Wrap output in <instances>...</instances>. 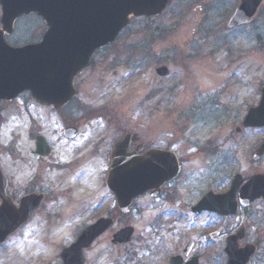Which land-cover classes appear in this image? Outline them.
Here are the masks:
<instances>
[{"label": "rangeland", "instance_id": "374dc122", "mask_svg": "<svg viewBox=\"0 0 264 264\" xmlns=\"http://www.w3.org/2000/svg\"><path fill=\"white\" fill-rule=\"evenodd\" d=\"M238 5L239 0H172L155 17L133 18L115 42L94 56L95 67L79 77V100L90 107L92 117L99 116L96 135L105 134L106 123L116 127L123 122L146 139H175L184 153L182 176L176 183L180 192L176 197L182 205L176 208L162 198H137L129 214L114 220L84 252V264H168L167 257L180 254L189 240L196 243L201 264H225L223 248L235 227L233 221L196 215L189 207L207 189L223 190L230 176L245 172L254 148L264 141V127H241L264 85V2L250 23L227 28ZM155 27L162 28V38L156 41L149 33ZM36 33L35 19L24 18L17 20L6 40L19 45L33 41ZM161 65L170 70L165 77L155 74ZM25 99L22 96L0 105V160L4 165L31 146L30 137L36 132L32 123L43 133H51L58 120L30 101L23 104ZM60 147L56 159H70ZM202 147L211 150L201 151ZM9 168L15 179L21 177L20 167ZM89 169L77 200H71L67 208V201H60L57 226L48 232L45 225L30 224L0 246V264H59L61 249L83 227L105 215L111 198L102 188L98 161L76 168ZM74 170L60 172L59 180L71 183ZM262 221L253 224L252 229H257L248 237L258 242V251L248 264H264V217ZM126 225L134 228L131 240L113 245L111 234Z\"/></svg>", "mask_w": 264, "mask_h": 264}, {"label": "water", "instance_id": "95a60500", "mask_svg": "<svg viewBox=\"0 0 264 264\" xmlns=\"http://www.w3.org/2000/svg\"><path fill=\"white\" fill-rule=\"evenodd\" d=\"M168 1L0 0V101L12 100L28 90L39 104L52 105L55 108L62 106L75 95L72 80L88 66L97 48L113 42L128 26L131 17L157 15L164 10ZM263 1L240 0L227 22V27L250 22ZM30 12L41 14L47 21L48 28L42 41L18 47L7 44L4 34L12 32L14 21L18 17ZM155 72L157 76L163 77L169 71L166 66H160ZM242 125L264 127V86L261 88L258 105L248 109ZM135 138H138L136 134L127 133L117 142V150L121 145L124 147L132 143ZM39 144L41 145L40 141L37 145ZM263 153L264 142L257 149L256 157ZM170 160L169 154L164 151H150L140 157L113 152L106 185L114 195L121 213H128L132 201L148 191L151 196L160 194V187L178 173L175 158ZM240 180L241 176L237 174L226 192L206 193L191 211L198 214L207 210L222 216L235 214L238 210L236 191ZM5 186L0 168V242L4 241L9 233L4 218L8 201ZM257 198L264 199V176L261 175L251 177L238 191V201L242 207ZM24 201L22 200L21 204H24ZM112 223L109 218H101L85 227L73 243L61 250V264H82L83 249L89 247ZM133 231L131 226L119 229L112 235L111 243L119 245L128 242ZM243 235L241 228L236 234L227 237L224 248L227 255L226 264H247L255 252L254 245L239 247L238 241ZM191 246L192 242H189L184 255H188ZM170 264H181V257H172ZM183 264H199L198 254H194Z\"/></svg>", "mask_w": 264, "mask_h": 264}, {"label": "flooded vegetation", "instance_id": "af4514ba", "mask_svg": "<svg viewBox=\"0 0 264 264\" xmlns=\"http://www.w3.org/2000/svg\"><path fill=\"white\" fill-rule=\"evenodd\" d=\"M30 17L34 18L36 21V38L33 41L24 42L19 45L40 43L48 28L47 21L41 14L39 15L37 13H29L27 15L21 16L19 19L23 20L24 18ZM7 37L8 35H5V38ZM105 47L106 46H102L97 49L91 57L88 67L73 78L72 84L76 89V95L71 97V99L62 106L55 108L52 105H41L34 100L30 91H24L19 95V97L25 96L28 98L24 100L23 104H25L27 101H30L31 105L36 106L35 108L46 110L54 117H58V120L54 121L51 133H43L40 131V127H37V123L33 121L34 123H32L31 127L35 128L36 132L30 137L31 146L27 148L19 157H12L10 160H8L12 161V163L9 162L8 164L4 165L0 160L2 173L6 183L5 196L8 200L6 201L4 218L6 230L9 232L5 241L1 243L0 246L5 242H8L10 239H12V237L16 236L21 231L23 233V231L34 222L37 223L36 225L38 226L45 225L47 231L51 232L53 228L57 226V222L60 218V201H67L65 206V208H67L68 205L70 206L71 200H77L74 198L78 196V191L81 190L82 183H85V177L90 171V169L79 171L76 170V168H78V166L84 162L98 161L100 175L102 176L103 182L102 188L105 190V193H109V197L111 198V206L109 207L108 211L104 216H99L96 218L95 221L100 218H109L114 224V220H117L119 216L123 215V213H121L117 207L114 196L108 192L106 186L107 172L114 151H117L121 155L131 154L132 156L136 157L143 156L150 151H164L169 154L171 159L170 161H173L175 158L179 169L177 176L161 187L160 195L158 197H152L149 191L141 198H162L166 203H173V206L176 208L182 205L180 198L176 197L180 193L176 189V183L180 182L182 176L184 153H180L181 146L176 145L178 143H176L175 139L165 138L164 141L160 142H156L152 139H146L142 137V135H140L136 131L135 127H133L131 124H128L127 127V125H123V122L121 124L119 123L120 125L116 127L112 122L106 123L108 125L107 127L109 128H107L108 130L105 131V134L96 135L98 133L97 129L101 125L100 122L97 121L99 116L92 117L90 113H88L90 111V107L79 100L80 81H78V79L86 70L90 69L91 67H95L94 56L100 54ZM3 103L8 102L2 101L0 105ZM67 129L71 130L66 131ZM127 133H134L138 135V138H135L132 143H129L124 147L121 145L117 150V142L122 140V138ZM38 141L41 142V145H37ZM59 145H61L60 148L66 151V153L71 157L70 159L66 160V158H64L62 162L56 159ZM259 145L260 144L254 148L253 153L251 154V163H249L250 167H248L245 172H236L232 177L230 176L229 180H226L228 181V185L223 190L214 191L212 188L207 189L204 193H201L197 202L207 192L212 191L214 193H221L226 191L230 186L234 176L240 174L241 180L236 191V200L238 202V191L240 187L253 176H264V153L256 157V151ZM203 149L211 150L207 147H202L201 151ZM214 151L215 150L207 152L208 154H213ZM9 167H20V170H22L21 177L18 178V184L16 183L18 179H15L14 175L9 173ZM73 169L76 171L74 170L75 172H73L74 176L72 182L63 184L65 181L59 180V173H65ZM214 184H216V182H214ZM22 200H25L24 204H21ZM102 203H105V201H102ZM262 204H264V199L257 198L245 207L239 206L236 215L223 217L208 211H203L199 215L211 214L213 216L231 219L235 227L228 233L227 236L232 235L243 228L244 235L239 245L242 246L246 244H253L256 247V252L252 256L253 258L258 251V242L257 239H249L248 237H250L252 231L257 229L256 227L252 229L254 227L253 224L258 223V225H260L263 222L262 220L264 217V210L261 208ZM193 205H191L189 209H191ZM256 205L259 206L256 208ZM127 214H129V212ZM127 214H124V216ZM15 225L16 227H14ZM78 234L76 235L75 239L77 238ZM187 244L188 242L185 244L180 254L175 253V255H170L167 257L168 264H170L171 258L175 256L181 257V264L185 263L189 257L183 256ZM195 247L196 243L194 240H192V246L189 255L198 253L194 250ZM86 250L83 251V254Z\"/></svg>", "mask_w": 264, "mask_h": 264}, {"label": "trees", "instance_id": "16d2710c", "mask_svg": "<svg viewBox=\"0 0 264 264\" xmlns=\"http://www.w3.org/2000/svg\"><path fill=\"white\" fill-rule=\"evenodd\" d=\"M162 28H159V27H155L154 29L151 30L150 33V36L153 40H160V38H162Z\"/></svg>", "mask_w": 264, "mask_h": 264}]
</instances>
